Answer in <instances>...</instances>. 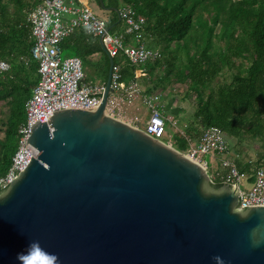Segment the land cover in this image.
Masks as SVG:
<instances>
[{
	"label": "water",
	"instance_id": "water-1",
	"mask_svg": "<svg viewBox=\"0 0 264 264\" xmlns=\"http://www.w3.org/2000/svg\"><path fill=\"white\" fill-rule=\"evenodd\" d=\"M98 42V107L36 122V157L0 191V264H22L33 240L57 264H264V206L240 208L237 185L105 112L114 60Z\"/></svg>",
	"mask_w": 264,
	"mask_h": 264
},
{
	"label": "trees",
	"instance_id": "trees-1",
	"mask_svg": "<svg viewBox=\"0 0 264 264\" xmlns=\"http://www.w3.org/2000/svg\"><path fill=\"white\" fill-rule=\"evenodd\" d=\"M41 1L0 0V60L10 65L0 72V101L6 106L0 111V176L18 148L17 129L25 121V104L39 80L26 17ZM120 3L144 16L143 41L159 50V56L144 67L118 52L112 58L115 63L125 58L122 79L150 81L143 94L152 95L159 87L165 88L173 75L186 83L188 94H194V123H186L185 134L177 133L172 146L184 152L189 147L187 137L198 140L200 126H217L227 142L230 137L259 140L258 160H264V0H108L107 7L119 9ZM117 23L114 18L108 26ZM82 32L84 42L90 34ZM85 47L78 44L74 54L82 58L101 51L96 43ZM105 61L108 68L106 56ZM157 70L164 75H157ZM137 71L141 75L135 78ZM229 154L228 145V158ZM235 164L241 171L252 168L241 159ZM218 167L214 173L223 172ZM214 183L221 184L219 179Z\"/></svg>",
	"mask_w": 264,
	"mask_h": 264
},
{
	"label": "built area",
	"instance_id": "built-area-1",
	"mask_svg": "<svg viewBox=\"0 0 264 264\" xmlns=\"http://www.w3.org/2000/svg\"><path fill=\"white\" fill-rule=\"evenodd\" d=\"M120 20L125 27L123 33L111 35L107 31L108 21L99 16L92 0H42L27 13L31 40L30 54L38 64L39 80L33 88L31 97L25 104L26 118L18 126V148L11 158V164L4 175L0 176V191L5 189L18 174L36 157L37 150L29 142L32 126L47 120L52 111L64 108L91 110L98 107L104 84H94L85 80L82 58L79 56L62 57V42L76 29H84L88 34L102 36L104 47L115 56L122 52L132 64H145L159 56L158 49L145 45L142 38V27L145 18L135 14L133 8L125 6L118 10ZM135 42L130 44L129 42ZM9 63L0 60V72L8 70ZM122 66L118 62L112 65L110 91L105 112L136 128L141 122L139 114L132 112L138 98L148 112L147 121L142 129L146 134L161 140L165 132V117L157 103L156 95H145L136 79L124 81ZM141 75L135 73V78ZM138 108L136 109L138 113ZM183 153L199 163L215 184L237 185L239 189L238 205L240 208L264 206V164L252 167L249 172L241 171L235 162L227 157L228 142L224 132L217 126L202 129L198 140L191 142ZM167 144L172 146L171 142ZM205 155L222 156L219 164L223 172H211ZM252 181L250 190H242L241 178Z\"/></svg>",
	"mask_w": 264,
	"mask_h": 264
},
{
	"label": "rangeland",
	"instance_id": "rangeland-1",
	"mask_svg": "<svg viewBox=\"0 0 264 264\" xmlns=\"http://www.w3.org/2000/svg\"><path fill=\"white\" fill-rule=\"evenodd\" d=\"M96 5L98 12H96L99 16L111 20L117 18V13L109 8L99 7L98 0H92ZM125 4H119V9H121ZM124 23L122 21L118 22L115 26H113L109 33L111 35H117L123 33ZM130 44H134L135 42H129ZM146 45V43H145ZM155 49V48H154ZM73 50L68 47H63L62 57L65 58L67 56H72ZM105 54L102 52L100 55L94 56H84L82 57L83 62V72L85 74V79L96 81L103 80L107 76V65L105 61ZM151 62V61H148ZM121 63L125 64V58ZM146 64H138L137 67H144ZM157 75H164L163 71L157 70ZM141 88L145 90L146 85L150 83L147 81V84H141L140 80H138ZM165 88L159 87L157 91H155L152 95H156L158 98L157 103L165 117V132L161 137V141L168 143L173 142V139L177 133L184 135V129L187 122L194 121L193 112L196 106V100L194 98L193 93H187V85L184 82H179L177 77L171 76L165 83ZM6 110V106L3 101H0V111ZM146 114L147 111H144ZM141 122L137 123L140 128H144V125L147 121V115L145 116L143 113H140ZM171 117V118H170ZM194 123V122H192ZM203 127V126H202ZM202 127H199V130H202ZM184 128V129H183ZM191 138V135H190ZM189 138V139H190ZM191 142L192 139H190ZM229 152L228 155L231 159L236 162V159H241L243 162H250L251 167H255L258 165H263L264 160H258L259 154L262 152L261 142L259 140H254L249 137H245L244 139L237 138H228ZM239 152V153H237ZM222 156L216 155H205L204 159L209 162V170L210 173L214 170H217L219 167L220 158ZM240 187L242 190H250L252 187V181L246 177H243L239 181Z\"/></svg>",
	"mask_w": 264,
	"mask_h": 264
},
{
	"label": "crops",
	"instance_id": "crops-1",
	"mask_svg": "<svg viewBox=\"0 0 264 264\" xmlns=\"http://www.w3.org/2000/svg\"><path fill=\"white\" fill-rule=\"evenodd\" d=\"M102 2H103V0H102ZM107 3H108V0H104V3H103V6H101L100 5V2H99V0H98V4H99V7H102V8H109V9H111V10H113V7H107ZM123 7H125V6H123ZM122 7V8H123ZM93 8H94V10L96 11V12H98V10H97V7H96V5L93 3ZM118 9V8H117ZM118 10H120V9H118ZM117 19H118V14H117ZM107 20V19H106ZM110 20V19H109ZM109 20H107V21H109ZM118 22H120V21H118ZM84 29H76L75 30V32L72 34V35H70L69 37H67L66 38V40H64V44H63V46H62V50H63V47L65 46V47H68V48H71L72 50H73V52H75V49H76V47L78 46V44H81L82 46L84 45V46H86L85 48H90L91 47V45L92 44H94V43H96V44H98L99 45V42H98V37H95V36H88V37H86L85 39H84V42H82L81 40L84 38V34H83V31ZM90 42V43H89ZM91 44V45H90ZM99 47H100V45H99ZM101 49V48H100ZM74 54V53H73ZM100 55V54H102V50L101 51H99V52H95V53H92V54H89L88 56H94V55ZM72 56H79V55H76V54H74V55H72ZM80 57V56H79ZM107 57V56H106ZM119 63V62H118ZM121 64V66H122V63H120ZM86 81H88V82H90V83H94V84H101V83H105V80H106V78H104L103 80H96V81H91V80H87V79H85ZM128 82V81H127ZM137 82H138V80H137ZM139 83V82H138ZM140 85V84H139ZM139 109L138 110V113H137V111H136V109ZM144 111H146V109L143 107V103H142V99L141 98H138L137 100H136V102H135V106L132 108V112H135V114H139V116H140V113H143L145 116L147 115V117H148V113L146 114ZM163 111V110H162ZM163 113V112H162ZM164 114V113H163ZM171 118V117H170Z\"/></svg>",
	"mask_w": 264,
	"mask_h": 264
},
{
	"label": "clouds",
	"instance_id": "clouds-1",
	"mask_svg": "<svg viewBox=\"0 0 264 264\" xmlns=\"http://www.w3.org/2000/svg\"><path fill=\"white\" fill-rule=\"evenodd\" d=\"M17 258L22 264H57V255L44 249L38 240L31 241L27 252L18 253ZM214 259L218 264H223L221 257Z\"/></svg>",
	"mask_w": 264,
	"mask_h": 264
}]
</instances>
